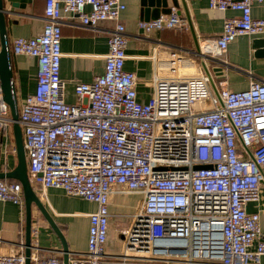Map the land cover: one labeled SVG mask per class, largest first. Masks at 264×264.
<instances>
[{"label": "built area", "instance_id": "2783aa9c", "mask_svg": "<svg viewBox=\"0 0 264 264\" xmlns=\"http://www.w3.org/2000/svg\"><path fill=\"white\" fill-rule=\"evenodd\" d=\"M263 0H208L209 8L239 13L227 18L215 44L220 52L241 36H264V19L252 17ZM120 0H45V24L32 38H15L13 56L36 61V85L19 107L28 179L47 189L93 203L87 250L68 264H103L112 195H139L140 205L122 233L123 264H259L264 229L248 204L261 199L264 180V83L235 92L219 82L211 92L205 74L177 52L155 51L154 89L137 98L136 78L124 69L127 38ZM86 28L113 22L104 71L90 83L60 78L61 20ZM168 15L141 21L144 33L175 30ZM12 127L0 89V132ZM199 168V169H196ZM33 187V189H34ZM0 202L23 208L19 182L0 180ZM38 227L31 225V251ZM24 242L0 244V264H24ZM31 264H62L59 255Z\"/></svg>", "mask_w": 264, "mask_h": 264}, {"label": "crops", "instance_id": "0c3cea01", "mask_svg": "<svg viewBox=\"0 0 264 264\" xmlns=\"http://www.w3.org/2000/svg\"><path fill=\"white\" fill-rule=\"evenodd\" d=\"M5 13V29L10 44L15 38H32L39 34L45 24V0H1ZM125 9L120 15L127 38L124 69L136 78L137 98L147 103L152 96L156 72L153 55L155 51L177 52L189 58L194 67L185 70L188 76L205 74L201 61L209 71L215 90L219 82L239 92L247 90L252 82L264 83V36H241L231 43L225 52H220L215 41L227 18H237L235 11L220 12L209 8L208 0H167V8H149L147 19L144 10L148 0H120ZM155 1L153 0V3ZM184 4V7H183ZM145 5V7H144ZM174 7L183 20V26L175 30H161L144 33L138 28L141 21H152L168 15ZM252 17L264 19V0L252 6ZM60 78L64 81L90 83L104 71V58L108 51V39L114 28L113 22L98 23L95 28L83 27L79 20L64 15L61 20ZM193 36L197 41L195 50ZM18 108L28 95L33 94L36 85V61L11 54ZM222 70L215 76L212 69ZM211 87V86H210ZM211 92L216 94L211 87ZM17 166V155L13 129L8 135L0 132V173L12 172ZM7 183L14 180H2ZM34 187V186H33ZM34 191L53 222L65 237L71 255H83L87 250L89 214L96 209L93 203L64 192L47 189L39 194ZM261 199L257 204H248L247 213H258L259 225L264 229V185H261ZM24 203V200H23ZM135 203V204H134ZM140 205L139 195H112L109 199V231L104 248L107 258L103 264H123L117 260L123 253L122 233L128 228L130 218ZM38 227V235L31 254L40 257L61 254V244L39 211L32 207V224ZM31 224V225H32ZM25 241V210L12 203L0 202V244L15 245ZM259 264H264V257Z\"/></svg>", "mask_w": 264, "mask_h": 264}, {"label": "water", "instance_id": "95a60500", "mask_svg": "<svg viewBox=\"0 0 264 264\" xmlns=\"http://www.w3.org/2000/svg\"><path fill=\"white\" fill-rule=\"evenodd\" d=\"M148 0L146 3V8L144 10L145 19L149 15V8H167V0ZM145 7V5H144ZM184 7V4H183ZM170 11V10H169ZM194 47L198 52L197 41L193 36ZM260 44L264 46V40L260 41ZM201 67L204 70L205 75L209 77L210 86L216 93L214 83L212 77L207 70L204 61H201ZM213 74L217 77L220 76L222 70L219 68L212 69ZM0 89L4 102L8 106L10 117L12 120V129L13 136L15 142V149L17 155V166L12 172H8L6 174L0 173V180H14L21 184L22 192H23V200H24V210H25V241H24V264L30 263V255H31V224H32V207L34 206L41 216L45 219L51 230L57 236L60 244H61V254H62V264H68L70 252L68 250V245L65 241V237L61 233L60 229L53 222L50 215L47 213L45 207L41 203L38 195L34 191L32 185L28 179L27 172V162L25 157V151L23 147V138H22V130L18 122L19 117V108L17 104V96L15 90V81L11 64V52L7 39V33L5 29V13L3 10V4L0 0ZM199 169V168H196ZM264 185V180L261 183Z\"/></svg>", "mask_w": 264, "mask_h": 264}, {"label": "rangeland", "instance_id": "374dc122", "mask_svg": "<svg viewBox=\"0 0 264 264\" xmlns=\"http://www.w3.org/2000/svg\"><path fill=\"white\" fill-rule=\"evenodd\" d=\"M135 204V203H134Z\"/></svg>", "mask_w": 264, "mask_h": 264}]
</instances>
